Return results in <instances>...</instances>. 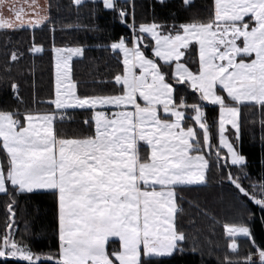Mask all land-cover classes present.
Listing matches in <instances>:
<instances>
[{"label": "snow or ice", "instance_id": "6c2138e0", "mask_svg": "<svg viewBox=\"0 0 264 264\" xmlns=\"http://www.w3.org/2000/svg\"><path fill=\"white\" fill-rule=\"evenodd\" d=\"M69 7L77 14L87 8L91 17L103 11L126 27L101 45L115 67L88 90L73 64L86 57V47L53 40L49 97H34L29 106L12 67L25 51L44 53L35 31L48 27L54 36L62 5L0 0V33L32 32L26 50L5 53L0 76L6 82L0 92L12 101L0 103V196L6 198L0 264L203 259L199 220L207 218L211 228L218 221L186 193L213 177L232 193L238 211L222 224L225 251L216 264H264V236L255 231L257 221L264 225V167L254 177L239 147L246 119L253 132L259 125L264 143V0H154L151 18L143 19L137 0H70ZM72 28L61 23L60 30ZM34 197L52 200L55 245L47 251L20 234V200Z\"/></svg>", "mask_w": 264, "mask_h": 264}, {"label": "trees", "instance_id": "16d2710c", "mask_svg": "<svg viewBox=\"0 0 264 264\" xmlns=\"http://www.w3.org/2000/svg\"><path fill=\"white\" fill-rule=\"evenodd\" d=\"M202 0H196L199 5ZM62 8L59 12L57 23V31L54 36L49 31L48 27L37 29L35 31V39L42 44L45 51L42 54H31L25 51L23 59L19 64L12 67V75L21 80L23 85L22 94L29 106L33 105V98L37 101L48 99L51 90L52 77V57L51 46L53 40L57 46L65 44L75 45L83 44L86 47V57L74 58V72L77 80L87 85L88 90H92L96 85L92 82L94 79H99L101 75H105L111 68L115 67L116 61L109 53L105 52L101 45L109 42L116 36L127 32L126 27L115 21L111 14L101 11L96 17L89 16L88 9H81L77 14L75 8L69 7L70 0H60ZM154 0H137V17L143 19L151 18L152 5ZM156 12L161 14L162 9L157 7ZM56 16V12L53 13ZM61 23L73 25L72 30L62 31ZM97 24L103 31L91 32L83 26ZM31 30L23 31L15 34L0 33V76H4V65L7 60L6 52L12 48L26 50L30 45ZM24 72L26 75L21 77L19 74ZM35 85L33 89L31 85ZM5 81H0V89L5 86ZM12 103V101L2 92H0V103ZM44 107L45 105H35ZM210 117L216 115V110L212 107L208 108ZM77 121L80 119L78 114ZM245 117L249 116L247 109L244 111ZM256 119L259 120L257 114ZM66 129H74L76 124L64 125ZM261 130L257 125L255 132L250 128L247 119L244 122V131L242 141L239 145L240 150L245 154L250 161V171L255 177L264 165L260 164V159L264 156V143H261L259 136ZM188 199L193 197L198 198L202 203L213 210V213L218 221L214 228H211L210 221L201 217L199 227L201 229L199 239L200 245L203 248L204 256H192L185 254L177 255L170 260H166L165 264H216L215 257L223 256L225 251V238L223 236L222 224L225 221H231L238 218V211L234 207L232 193L226 186H220L216 183L215 177L211 180L207 187L195 189L186 193ZM6 198L0 196V228L4 221V200ZM52 200L48 197H34L31 199L20 200L18 207V222L20 234L30 241L35 250L47 251L49 247H54L53 225H52ZM37 208L39 209L37 211ZM25 223H28L29 232L25 233ZM257 236H264V225L258 221L255 224ZM191 236V231H190ZM216 247L217 251L209 256L211 248Z\"/></svg>", "mask_w": 264, "mask_h": 264}, {"label": "rangeland", "instance_id": "374dc122", "mask_svg": "<svg viewBox=\"0 0 264 264\" xmlns=\"http://www.w3.org/2000/svg\"><path fill=\"white\" fill-rule=\"evenodd\" d=\"M74 59V58H73Z\"/></svg>", "mask_w": 264, "mask_h": 264}]
</instances>
